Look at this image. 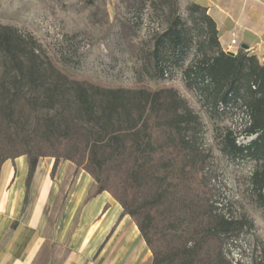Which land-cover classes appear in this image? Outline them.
<instances>
[{
	"label": "trees",
	"instance_id": "16d2710c",
	"mask_svg": "<svg viewBox=\"0 0 264 264\" xmlns=\"http://www.w3.org/2000/svg\"><path fill=\"white\" fill-rule=\"evenodd\" d=\"M171 8L153 52L161 77L164 59L183 68L194 52L183 70L187 89L210 111L244 110L253 139L239 144L229 130L220 149L257 163L251 186L254 203L264 207V62L243 49L227 54L206 7H190L191 26ZM202 131L176 89L86 83L45 60L32 36L0 25V175L22 156L31 159L29 175L41 157L71 161L98 183L95 195L109 192L134 220L152 264H233L229 242L254 228L218 205Z\"/></svg>",
	"mask_w": 264,
	"mask_h": 264
},
{
	"label": "rangeland",
	"instance_id": "374dc122",
	"mask_svg": "<svg viewBox=\"0 0 264 264\" xmlns=\"http://www.w3.org/2000/svg\"><path fill=\"white\" fill-rule=\"evenodd\" d=\"M196 1L0 0V25L14 27L22 34L32 36L42 57L75 79L110 88H146L153 91L162 88L176 89L203 123L201 142L204 149L212 154L213 182L218 190V205L224 212L236 218L246 216L254 223L253 229L245 230L229 242V257L233 264H254L264 257V207H258L254 203L251 186V176L257 163L247 159H230L220 149V142L229 130L234 132L239 144H248L253 139L245 132L249 118L243 109H221L219 113L210 111L196 92L187 89L183 70L194 58V52L183 68L171 65L170 58L164 59L163 66L166 70L163 77L153 55L157 37L168 26L171 7L175 4L183 21L191 26L190 7ZM237 37L238 47H232L229 51L234 50L237 53L238 49H242V35L238 33ZM227 43L230 40L224 39V44ZM252 54L264 62V49ZM30 160V157L22 156L3 165L0 175V202L3 199L12 200L13 190L17 185L24 184V204L17 214L18 222H22L33 207L34 189L44 181L46 174L45 181H54L55 191L49 200L42 234H47L45 239L53 245L70 247V236L65 237L71 224L70 217L66 214L67 207L59 216L55 209L59 199L64 196L63 190L74 164L63 159L41 157L35 171L29 175ZM63 164L65 167L61 170ZM12 169L16 174L12 184H9L6 183L7 174ZM82 175L83 169L78 168L72 180L69 197L76 192ZM48 192L46 185L42 201L46 199ZM28 230L19 231L17 227L13 231L12 228L9 230L4 225L0 226V247L7 254L0 264L40 260L39 252L34 251L41 240L38 236H27ZM13 236H16L15 242L9 245ZM27 240H31V243L25 249L23 246ZM55 255L53 251L47 261L55 260ZM68 255L71 257V254L66 253L63 260H67Z\"/></svg>",
	"mask_w": 264,
	"mask_h": 264
},
{
	"label": "crops",
	"instance_id": "0c3cea01",
	"mask_svg": "<svg viewBox=\"0 0 264 264\" xmlns=\"http://www.w3.org/2000/svg\"><path fill=\"white\" fill-rule=\"evenodd\" d=\"M196 3L206 7L215 20L221 46L226 52L232 49L233 39L238 43L233 48L238 47V33L242 35L243 44L249 46V52L257 53L264 49V0H197ZM224 39H229L230 43L225 45ZM64 167L63 164L61 170ZM77 172L78 167L74 164L63 190L64 196L59 199L55 209L59 216L67 207L66 214L70 217L71 224L65 232V237L70 236V247L53 245L51 241L45 239L47 234H42L49 200L55 191L54 181L51 179L45 181L46 174L44 181L35 187L33 207L22 222H18L17 214L24 204L26 195L24 184L16 186L12 200L3 199L0 202V226L4 225L5 229L9 230L12 228L13 231L17 227L19 231L29 229L27 236L30 238L38 236L41 240L34 251L39 252L40 260L20 261L17 264H152V252L134 220L124 212L120 203L109 192L95 195L98 183L86 171L83 170L76 192L69 197L72 180ZM15 174V170L12 169L7 174L6 183L10 184ZM46 185L49 192L42 201ZM15 237L13 236L9 245L14 244ZM30 243L31 240H27L23 247L26 249ZM53 251L56 253L55 260L49 262L47 259ZM66 253L71 254V257L68 255L67 260H63ZM20 254L24 255V252ZM6 256V252L0 247V262H3Z\"/></svg>",
	"mask_w": 264,
	"mask_h": 264
},
{
	"label": "water",
	"instance_id": "95a60500",
	"mask_svg": "<svg viewBox=\"0 0 264 264\" xmlns=\"http://www.w3.org/2000/svg\"><path fill=\"white\" fill-rule=\"evenodd\" d=\"M241 48H242L243 50H249V49H250L249 46H248L247 44H242ZM227 54H229V55H231V56H235V55H236V53H235L234 51H228Z\"/></svg>",
	"mask_w": 264,
	"mask_h": 264
},
{
	"label": "built area",
	"instance_id": "2783aa9c",
	"mask_svg": "<svg viewBox=\"0 0 264 264\" xmlns=\"http://www.w3.org/2000/svg\"><path fill=\"white\" fill-rule=\"evenodd\" d=\"M238 43H237V40L236 39H233L232 41H231V47H234V46H236Z\"/></svg>",
	"mask_w": 264,
	"mask_h": 264
}]
</instances>
